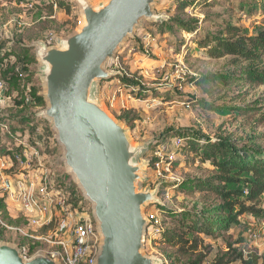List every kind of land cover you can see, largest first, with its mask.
<instances>
[{
  "label": "rangeland",
  "instance_id": "obj_1",
  "mask_svg": "<svg viewBox=\"0 0 264 264\" xmlns=\"http://www.w3.org/2000/svg\"><path fill=\"white\" fill-rule=\"evenodd\" d=\"M63 1L68 9L57 8L51 14L41 4L26 11L14 3L0 0V43L5 47L4 51L9 50L5 44L7 37H15L14 42L19 45L14 51L27 47L31 56L29 61L35 58V62H28L29 85L38 88L42 96V65L37 60L36 43L46 42L50 37L57 40L69 36L80 20L76 0ZM91 1L98 4L107 0ZM45 3L43 0L42 5ZM154 10L161 16V22L144 21L135 37L118 51L116 63L119 67L114 64L109 69L125 73L131 81H138L140 90L119 92L120 75L101 84L103 104L110 115L126 127L135 145L149 140L156 143L171 132L190 130L201 137L228 140L241 150L264 152V85L248 84L242 80L240 72L234 73L236 80L227 86L203 83L205 77L235 72L237 67L232 65L231 57L212 59L199 47L207 35H215L227 25L240 27L251 36L264 29V0H156ZM34 25L37 26L35 29L32 28ZM145 36H150L149 42L144 40ZM54 45L56 41L51 46ZM8 89L5 101L0 103V160L21 152L19 140L25 135L32 143L41 133L45 137L43 168L50 169L51 177L66 189L70 203L81 214L93 219V205L84 197L74 178L67 174L64 151L57 143L52 123L40 117L47 103L44 101L43 107L24 106L25 95L19 83L9 84ZM237 107L239 111L234 110ZM5 125H9L8 129ZM150 158L148 152L143 161ZM176 160L177 165L165 176L164 182L168 185L182 186L184 182L206 181L216 175L214 168L203 162L195 149L185 157L177 155ZM38 164L35 161L31 166L40 169ZM8 167L15 169V175L22 169L16 162L12 168ZM9 174H0V211H6L7 215L3 214L2 218L12 230L0 226V243L23 244L36 251L41 247L20 232L33 233L27 218L20 208L7 204L8 195L2 187L1 177ZM144 175L146 180L141 188L153 190V171L145 169ZM239 187L230 186L234 190ZM183 191L169 189L165 201L161 198L163 206L177 212L202 213L216 220L227 219V215L219 211L222 205L219 196L195 188ZM161 193L160 189V197ZM160 207L149 206L146 212ZM258 208L264 209V195ZM237 211L238 208L235 213ZM174 225L175 229H180L177 223ZM250 232L253 238L248 236ZM200 237L202 247L196 253L181 255L176 248L167 245L160 246V251L175 259L176 264H243L240 255L245 261L258 259L259 264H264V216L238 215L229 229L213 237ZM147 254L153 252L149 250Z\"/></svg>",
  "mask_w": 264,
  "mask_h": 264
},
{
  "label": "water",
  "instance_id": "obj_2",
  "mask_svg": "<svg viewBox=\"0 0 264 264\" xmlns=\"http://www.w3.org/2000/svg\"><path fill=\"white\" fill-rule=\"evenodd\" d=\"M76 2L80 20L74 32L54 46L36 43L47 103L40 117L52 123L67 174L93 205L100 237L94 264H165L147 254L145 245L151 225L146 210L163 206L160 185L141 188L150 168V161L143 159L155 140L135 145L104 106L101 89L102 83L122 75L109 69L143 22H161L156 0ZM0 264L61 263L41 252L26 257L19 246L1 242Z\"/></svg>",
  "mask_w": 264,
  "mask_h": 264
},
{
  "label": "trees",
  "instance_id": "obj_3",
  "mask_svg": "<svg viewBox=\"0 0 264 264\" xmlns=\"http://www.w3.org/2000/svg\"><path fill=\"white\" fill-rule=\"evenodd\" d=\"M55 4L60 9H68L63 0H55V3H46L41 7H45L53 14ZM185 7L186 3L183 5V8ZM78 23L79 19L77 25ZM37 26L34 25L32 28L35 29ZM199 47L204 49L212 59L231 57L232 65L237 67L235 72L213 74L205 77L203 83L227 86L236 80L234 79V73L240 72L242 80L248 84L264 85V29H260L255 35L251 36L246 34L244 29L240 27L227 25L221 32L215 35H207L199 43ZM1 48L3 49V47ZM30 57L27 47H23L19 51L2 50L0 52V63L4 66L2 79L7 86V90H9V84L19 83L22 93L25 95L23 99L24 106L43 107L45 105L44 98L40 95L38 88L29 85L31 71L28 62H35V58L29 61L28 58ZM118 81L120 91L133 90L134 92L141 88L138 81H131L123 72ZM234 110L239 111L240 108L237 107ZM23 120H25L24 117ZM171 138H179L183 142L182 149L177 151L176 155H184L185 157L191 149H195L196 154L203 162L209 163L214 168L216 175L206 181L184 182L182 186H177V183L171 186L163 181L161 184V198L165 201L169 189L176 192H184L183 190L193 188L210 191L222 200L219 211L225 213L227 219L222 221L202 213L177 212L167 205L158 208L162 218L161 233L154 242L151 251L161 257L166 264L176 263L175 259L160 251L162 245L176 248L181 255L196 253L202 247L200 236L213 237L220 231L229 229L230 223H235L238 215L249 213L252 216H264V209L258 208L264 195V152L241 150L228 140L201 137L190 130L171 132L162 136L159 141H167ZM177 163L176 160L174 165H177ZM232 185L240 187L234 190L230 188ZM247 203L250 205H247ZM1 204L2 201L0 200ZM237 208L238 211L235 213ZM3 214L7 215L5 210L3 213L0 211L1 217ZM2 219L4 220V218ZM174 223L178 224L179 230L175 229ZM19 247L21 249L25 248L23 244ZM33 252L31 249V254ZM239 260L243 264H259L258 259L245 261L242 255H240ZM199 263L201 262L192 264ZM228 264H231V262Z\"/></svg>",
  "mask_w": 264,
  "mask_h": 264
},
{
  "label": "built area",
  "instance_id": "obj_4",
  "mask_svg": "<svg viewBox=\"0 0 264 264\" xmlns=\"http://www.w3.org/2000/svg\"><path fill=\"white\" fill-rule=\"evenodd\" d=\"M15 1L20 7L28 10L33 9L35 5L32 0ZM47 1L55 3V0ZM54 8L57 9L58 6L55 4ZM144 40L149 42L150 36H145ZM55 41L50 37L46 43L51 46ZM115 65L119 67V64ZM3 69L4 66L0 63V103L7 97V86L2 79ZM8 127L9 125H5L6 129ZM19 143L23 148L19 154L0 160V174L10 172L8 176L1 177L2 187L8 195L7 204L11 203L21 209L33 231L20 232L41 247L32 254L31 249L24 248L23 254L32 257L40 252L45 253L51 259L59 260L61 264H94L100 243L95 221L81 214L70 203V195L66 189L51 177L50 169L43 168L42 152L45 149V137L39 133L32 143L27 139ZM182 146L183 142L179 138L154 142L149 151L151 157L149 161L150 169L154 173L155 187L161 186L166 174L171 173L176 162V152L182 149ZM35 161L39 163L37 166L41 167L40 169H18L17 175L14 174L15 169H7L8 166L12 168L15 162L23 167L31 166ZM146 215L151 223L147 229L145 244L146 251H149L153 249L154 242L160 236L162 218L158 209H152L146 212ZM0 226L12 230L1 215ZM248 236L253 238V233L250 232Z\"/></svg>",
  "mask_w": 264,
  "mask_h": 264
},
{
  "label": "crops",
  "instance_id": "obj_5",
  "mask_svg": "<svg viewBox=\"0 0 264 264\" xmlns=\"http://www.w3.org/2000/svg\"><path fill=\"white\" fill-rule=\"evenodd\" d=\"M1 2H4V0H1ZM34 2V3H33ZM45 2L46 3H48V1L47 0H45ZM4 3H6V2H4ZM9 3H14L15 5H17V6H19L18 5V3L15 1V0H9ZM32 3L33 4H35V5H39V4H41L40 6H43V5H45V4H43L42 5V3H43V0H32ZM26 11L28 10V9H26V8H24ZM7 42H5V44H6V46L7 47H10V49L9 50H6V51H11V50H13L14 49V47H18V45L19 44H17V43H15L14 41H15V37H7ZM1 41V40H0ZM3 45L0 43V52L2 51V50H4L5 49V47H3L4 49H2L1 47H2ZM21 46H23V45H21ZM27 139V136L25 135L22 139H20L19 141H22V140H26ZM43 160H44V158H43ZM22 169H34V168H32V166H23L22 167ZM20 172H22V170L20 171ZM15 206V205H14ZM15 207H17V206H15ZM17 208H19V207H17Z\"/></svg>",
  "mask_w": 264,
  "mask_h": 264
}]
</instances>
